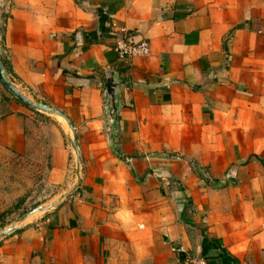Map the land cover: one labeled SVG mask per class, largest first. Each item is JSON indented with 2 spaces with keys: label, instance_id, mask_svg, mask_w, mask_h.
<instances>
[{
  "label": "crops",
  "instance_id": "crops-1",
  "mask_svg": "<svg viewBox=\"0 0 264 264\" xmlns=\"http://www.w3.org/2000/svg\"><path fill=\"white\" fill-rule=\"evenodd\" d=\"M121 38L150 54L118 61ZM0 49L80 158L77 179L47 115L50 175L75 189L1 238L0 264H264V0H5ZM8 97L0 134L21 138Z\"/></svg>",
  "mask_w": 264,
  "mask_h": 264
},
{
  "label": "rangeland",
  "instance_id": "rangeland-1",
  "mask_svg": "<svg viewBox=\"0 0 264 264\" xmlns=\"http://www.w3.org/2000/svg\"><path fill=\"white\" fill-rule=\"evenodd\" d=\"M2 91L4 90H0V111L10 99V94ZM20 92L36 101L25 91ZM10 97L16 101L11 95ZM26 110L32 117L25 136L10 139L0 134V231L13 225L18 227L35 221L42 212L35 213L22 223H16L30 211L37 207H47L64 194L61 180L50 175L48 160V132L45 127L49 123L47 119L54 118Z\"/></svg>",
  "mask_w": 264,
  "mask_h": 264
},
{
  "label": "water",
  "instance_id": "water-1",
  "mask_svg": "<svg viewBox=\"0 0 264 264\" xmlns=\"http://www.w3.org/2000/svg\"><path fill=\"white\" fill-rule=\"evenodd\" d=\"M3 8H4V3H2V0H0V19L3 18ZM0 41H1V22H0ZM0 85L3 87V89L5 91H7L19 104H21L22 106L26 107L29 110L35 111V112H39V113H43L46 115H52V116H57L60 117L66 124L67 129L69 130L70 134H71V139L69 140V144L70 147L74 153L75 159H76V177L77 179L79 178L78 172H79V165H80V158H79V154H78V149H77V145H76V141L74 138V133H73V129L70 125V123L68 122V120L58 111L53 110L49 107H47L44 104H41L39 102H35L27 97H25L24 95L21 94V92L19 90H17L15 87H13L12 83L9 81L7 74L3 68L2 62H1V49H0ZM115 85L113 84L112 80H108L106 87H105V97L108 100V115L112 116L113 115V108H112V104H113V89H114ZM75 189V186L71 188V190L65 192L64 194H62L56 201H54L53 203H51L50 205H48L47 207H37L34 210L30 211L28 214H26L25 216H23L22 218H20L16 223H22L25 221V219L27 217H29L32 214L35 213H39L42 211L47 210L48 208L54 206L58 201L66 198L73 190ZM16 225H13L7 229H3L2 231H0V239L4 236H6L7 234H9L10 232H12L13 230H15Z\"/></svg>",
  "mask_w": 264,
  "mask_h": 264
},
{
  "label": "built area",
  "instance_id": "built-area-1",
  "mask_svg": "<svg viewBox=\"0 0 264 264\" xmlns=\"http://www.w3.org/2000/svg\"><path fill=\"white\" fill-rule=\"evenodd\" d=\"M124 32V31H122ZM113 53L116 55L118 61L127 62L134 57H147L150 54L149 45L146 41L132 42L128 38H121L114 42L112 47ZM173 252L185 254L180 248L172 249ZM182 264H209L208 261L202 257L193 258L185 256Z\"/></svg>",
  "mask_w": 264,
  "mask_h": 264
},
{
  "label": "bare ground",
  "instance_id": "bare-ground-1",
  "mask_svg": "<svg viewBox=\"0 0 264 264\" xmlns=\"http://www.w3.org/2000/svg\"><path fill=\"white\" fill-rule=\"evenodd\" d=\"M54 117H55V120H56L59 124H61V125L66 129L68 135H70V132H69V130L67 129L65 122H64L60 117H57V116H54ZM32 215H34V214H32ZM32 215H30L29 217H31ZM29 217H27V218H29ZM27 218H26V219H27ZM26 219H25V220H26Z\"/></svg>",
  "mask_w": 264,
  "mask_h": 264
}]
</instances>
